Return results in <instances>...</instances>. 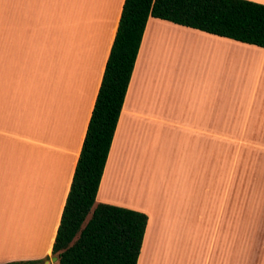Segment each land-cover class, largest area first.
<instances>
[{"label": "crops", "instance_id": "1", "mask_svg": "<svg viewBox=\"0 0 264 264\" xmlns=\"http://www.w3.org/2000/svg\"><path fill=\"white\" fill-rule=\"evenodd\" d=\"M123 3L0 0V264H58ZM239 146L264 147V49L150 17L95 200L147 216L137 264H264V206L206 187Z\"/></svg>", "mask_w": 264, "mask_h": 264}, {"label": "trees", "instance_id": "2", "mask_svg": "<svg viewBox=\"0 0 264 264\" xmlns=\"http://www.w3.org/2000/svg\"><path fill=\"white\" fill-rule=\"evenodd\" d=\"M150 17L264 49V5L246 0H124L52 245L58 264H137L147 216L95 200Z\"/></svg>", "mask_w": 264, "mask_h": 264}, {"label": "rangeland", "instance_id": "3", "mask_svg": "<svg viewBox=\"0 0 264 264\" xmlns=\"http://www.w3.org/2000/svg\"><path fill=\"white\" fill-rule=\"evenodd\" d=\"M214 172L206 187L236 191L238 204L264 206V147H223L221 167L216 164Z\"/></svg>", "mask_w": 264, "mask_h": 264}, {"label": "water", "instance_id": "4", "mask_svg": "<svg viewBox=\"0 0 264 264\" xmlns=\"http://www.w3.org/2000/svg\"><path fill=\"white\" fill-rule=\"evenodd\" d=\"M52 261H56V258L54 257V258L52 259Z\"/></svg>", "mask_w": 264, "mask_h": 264}]
</instances>
